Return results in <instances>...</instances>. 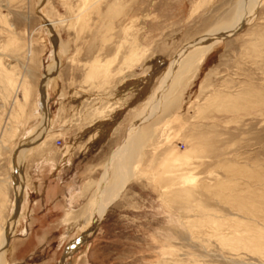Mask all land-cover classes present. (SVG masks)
<instances>
[{"label":"rangeland","instance_id":"374dc122","mask_svg":"<svg viewBox=\"0 0 264 264\" xmlns=\"http://www.w3.org/2000/svg\"><path fill=\"white\" fill-rule=\"evenodd\" d=\"M243 1L0 0V264H264V0L200 41Z\"/></svg>","mask_w":264,"mask_h":264},{"label":"bare ground","instance_id":"6f19581e","mask_svg":"<svg viewBox=\"0 0 264 264\" xmlns=\"http://www.w3.org/2000/svg\"><path fill=\"white\" fill-rule=\"evenodd\" d=\"M250 1L247 2V3H245L244 1L242 2L241 11L244 10L243 11V15H241L240 17L237 18V20H235L236 22L231 27V29H229L227 31H224V33H222L220 35L208 36V37H205L204 39L200 40L201 41V45L203 46V48L208 50L213 45L219 43L220 41L225 40L226 38L232 36L233 34H235L237 31H239L241 29L246 24V22H248V20H250V18H251V15L246 16L247 18L244 17L245 14H247V12H249L248 7H250V4H251ZM257 4H258V2H256V5ZM255 8H256V6H255ZM254 11H255V9H254ZM186 52H187V50L182 51V53L172 63L168 73L163 77L157 95H155L150 100V102L148 103V107L146 109L147 112H145L146 117L142 119L143 121H144V119H146L147 117H149L150 115H152L155 112V108H156L157 104H159L162 101L163 96H164V92L168 88V85L170 84V81L172 79L174 71L178 67V65L181 62L183 56L186 55ZM142 120H139V121L135 122L129 128L128 133H127V137L124 140L122 146L118 147L112 154L110 162L108 163V165L106 167V171H105V173H104V175H103V177L101 179V183L99 185V192L101 190V192L103 191V193H106V188H105L106 185L105 184L109 182V177L112 176V175L110 176V170L112 169L114 164H115L114 165L115 166L114 170L116 171V174H117L114 177L117 176L118 180H119V182H117V186H116L118 188V191L113 194V196L110 198V200H108V198H107L108 201H105V203L103 201H101L100 198H99L98 204H97V207H96V210H95V215L92 218V222H91L92 225L90 224L91 228L89 229L87 227L88 229L86 230V233L84 234L83 238L81 239L82 243H84V241L93 233L94 228H96L98 226V224H99L101 218L103 217L107 207L110 205V203H112L116 199V197L118 196L119 192L123 189V187H124V185H125V183H126V181L128 179V175L130 174V169H131V166L133 164V159H134V154H135V149H136L135 148L136 147V141L134 139L135 138V134H136L135 132L137 130V127H138L139 123ZM234 174H236V171H235ZM234 201H236V200H234V198H233V202ZM251 212H252L251 213L252 216H254V217L257 216L256 215L257 213H254V211H251ZM244 232L245 233H249L248 236H246V237H248V238H246L247 245L250 243L249 242V240H250V241L254 242L256 248L257 247H262L264 249V235H263V232L259 231L258 229H255L254 226L249 225V224L246 226V229H245ZM238 233H239V231L237 230V231H233L229 235H232V237H233V235L235 236ZM239 239L242 240V242H243V238L242 239L239 238ZM8 240H9V235H4V237L1 240L2 241L1 242V249L2 250L5 248V246H6L5 244H7ZM246 240H245V242H246ZM3 254H4L3 252L0 253V258L3 257Z\"/></svg>","mask_w":264,"mask_h":264},{"label":"water","instance_id":"95a60500","mask_svg":"<svg viewBox=\"0 0 264 264\" xmlns=\"http://www.w3.org/2000/svg\"><path fill=\"white\" fill-rule=\"evenodd\" d=\"M79 243H80L79 240H78V241H74V242L72 243V245H71L69 248H67V251L70 250V249H73L74 246H76V245L79 244Z\"/></svg>","mask_w":264,"mask_h":264}]
</instances>
